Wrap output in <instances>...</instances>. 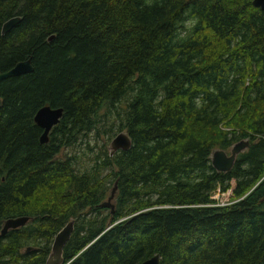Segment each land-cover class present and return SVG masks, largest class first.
<instances>
[{"label": "trees", "instance_id": "obj_1", "mask_svg": "<svg viewBox=\"0 0 264 264\" xmlns=\"http://www.w3.org/2000/svg\"><path fill=\"white\" fill-rule=\"evenodd\" d=\"M15 16L0 73L28 58L32 72L0 81V230L28 221L0 235V264H45L69 221L61 264H264V11L251 0H0V29ZM128 92L126 151L82 172L59 157ZM42 106L62 109L45 144L32 121ZM240 140L231 169L215 172L210 152ZM109 184L112 213L99 207Z\"/></svg>", "mask_w": 264, "mask_h": 264}, {"label": "water", "instance_id": "obj_2", "mask_svg": "<svg viewBox=\"0 0 264 264\" xmlns=\"http://www.w3.org/2000/svg\"><path fill=\"white\" fill-rule=\"evenodd\" d=\"M251 5L260 10L264 11V0H251ZM20 18L18 16L12 17L5 21L1 25L0 35L6 34L11 30L18 22ZM49 36L46 40H51ZM32 67L30 65V58L16 62L9 70L0 73V81L8 78L18 77L25 74H30ZM62 114L61 108H50L49 106H42L36 110L32 117L33 124L41 130L39 136V143L45 144L47 141V134L54 127ZM247 146L246 140H240L233 144L229 150V154L226 155L222 150H212L209 155V164L215 172L224 173L231 169L235 156L242 152ZM130 147V140L125 132L117 133L109 143L108 155L111 156L116 151H126ZM115 193V184H113L110 193L105 201H103L99 207L109 209L112 213L113 206L110 203ZM28 218L17 217L6 219L1 226L0 235H4L8 230H14L22 227ZM108 227V225H107ZM72 231V221L67 222L53 237L50 252L47 256L45 264H61V250L64 244L69 239V235ZM29 248H26L27 252ZM139 264H159L158 255H153L141 261Z\"/></svg>", "mask_w": 264, "mask_h": 264}, {"label": "rangeland", "instance_id": "obj_3", "mask_svg": "<svg viewBox=\"0 0 264 264\" xmlns=\"http://www.w3.org/2000/svg\"><path fill=\"white\" fill-rule=\"evenodd\" d=\"M189 27L190 25L188 23L183 24V28L185 30ZM129 91L131 90L129 89ZM133 93L128 92L125 94L115 105L114 109L101 108L96 117L93 119L92 129L89 132L78 136L76 142L72 146L62 149L59 153V157L73 158L74 166L78 172H82L84 170L87 171L93 168L96 162L100 164V160L103 158L104 153H108L109 143L112 138L119 132H125V130L119 129V124L123 119L125 106L134 95ZM230 148L231 146L223 150V152L228 155ZM95 157H98V159L93 161ZM98 172L99 177L103 178L110 172V170L108 168H100ZM110 189L111 184L108 185L107 195L109 194ZM106 198L107 196L103 199V201H105ZM211 198L217 202L218 194L216 191L211 195ZM110 203L112 204L113 200ZM217 203L220 204L221 202ZM105 208L108 209L107 207ZM106 212L107 210L103 213L105 214Z\"/></svg>", "mask_w": 264, "mask_h": 264}, {"label": "bare ground", "instance_id": "obj_4", "mask_svg": "<svg viewBox=\"0 0 264 264\" xmlns=\"http://www.w3.org/2000/svg\"><path fill=\"white\" fill-rule=\"evenodd\" d=\"M47 140H48V138H47ZM114 206V205H113Z\"/></svg>", "mask_w": 264, "mask_h": 264}]
</instances>
